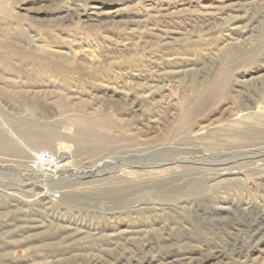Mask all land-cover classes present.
Here are the masks:
<instances>
[{
    "label": "rangeland",
    "instance_id": "1",
    "mask_svg": "<svg viewBox=\"0 0 264 264\" xmlns=\"http://www.w3.org/2000/svg\"><path fill=\"white\" fill-rule=\"evenodd\" d=\"M174 263L264 264V0H0V264Z\"/></svg>",
    "mask_w": 264,
    "mask_h": 264
},
{
    "label": "bare ground",
    "instance_id": "2",
    "mask_svg": "<svg viewBox=\"0 0 264 264\" xmlns=\"http://www.w3.org/2000/svg\"><path fill=\"white\" fill-rule=\"evenodd\" d=\"M65 132V131H64ZM65 135V134H64ZM65 137V136H64ZM38 147V146H37ZM52 152H54V151H52ZM56 152H58V151H56ZM68 158H71V157H69V155H66L65 153H64V155H57V154H51V153H48V152H38V154L36 155V157H35V160L33 161L32 159H30V160H32V164L34 163L35 165H39V166H42L43 167V173H42V176L44 175V177H46V178H49V177H51V176H55L59 171H61V170H64V168H65V166H70V164H67V162L65 163V161L68 159ZM75 158V157H74ZM22 161V160H21ZM106 163H104L103 165H101V168H103L104 169V166H108L110 163H112L111 161L109 162V160H106L105 161ZM189 166H187V168H188ZM190 168V167H189ZM70 169V168H69ZM102 169V170H103ZM177 169V168H176ZM183 170V169H182ZM193 170V169H192ZM38 171V170H37ZM75 171H76V169H75ZM172 171V170H171ZM181 171V170H180ZM202 171H204V170H202ZM206 171V170H205ZM64 172V171H63ZM158 172V171H157ZM209 172V171H208ZM159 173V172H158ZM167 173V172H166ZM171 173V172H170ZM188 173V172H187ZM191 173V172H190ZM193 173V172H192ZM196 173V172H195ZM194 173V174H195ZM199 173V172H198ZM204 173V172H203ZM102 174H104V173H102ZM165 174V173H164ZM181 174V173H180ZM184 174V173H183ZM182 175V174H181ZM191 175V174H190ZM199 175V174H198ZM159 176V177H158ZM172 176V175H171ZM170 176V177H171ZM178 176V175H177ZM180 176V175H179ZM169 177V176H168ZM168 177H167V175H165V177H163L162 175L160 176V175H146V176H143V177H138L137 176V178H131V179H127V180H123L124 182L123 183H120L119 182V184L120 185H123V187L127 190V189H135L136 187L137 188H144V187H149L150 188V185L152 186V184L153 183H155V182H159L160 180L162 181L163 180V182L164 181H166L167 179H168ZM169 177V178H170ZM182 177V176H181ZM186 177V176H185ZM206 177V176H205ZM204 177V178H205ZM93 178V177H92ZM174 178L176 179L177 177H173V180H174ZM184 178V177H183ZM203 178V179H204ZM38 179V178H37ZM73 179V178H72ZM78 179H87V176L86 175H78V176H76L75 177V181H77L78 182ZM178 179V178H177ZM176 179V180H177ZM182 179V178H181ZM180 179V180H181ZM196 178H194V177H191V176H187V181L189 180V181H194ZM207 179H208V177H207ZM52 180V179H51ZM55 180V179H54ZM172 180V179H171ZM179 180V181H180ZM200 181V180H199ZM59 182V181H58ZM70 182V181H69ZM121 182H122V180H121ZM171 182H173V181H171ZM204 182V181H203ZM72 183V182H71ZM82 183V182H81ZM80 183V185H82ZM85 183V182H84ZM133 183H137L138 185L137 186H135V185H129V184H133ZM176 183V182H175ZM178 183V182H177ZM182 183V182H181ZM189 183V182H188ZM68 183H66V185H64V186H56L55 188H53L52 187V191H50V194L49 193H47L46 192V190L45 191H43L41 194L43 195L42 197V199H41V201L42 202H40L41 204L42 203H44L45 204V202L46 201H48V202H46V203H51L52 204V206H53V204H55V203H57V202H59V200H56V196L57 195H60V197L59 198H61V197H67V196H73V195H71V193L70 192H67V191H65L64 190V187L65 186H70V184H68ZM118 184V185H119ZM170 184V183H169ZM84 185H86V184H84ZM117 185V186H118ZM174 185V184H173ZM179 185V184H178ZM190 185V184H189ZM53 186H55V185H53ZM134 186H135V188H134ZM154 186V185H153ZM158 186H160V185H158ZM183 186V185H182ZM98 187V186H97ZM157 187V186H156ZM170 187V186H169ZM136 188V189H137ZM149 188H147V189H149ZM152 188V187H151ZM150 188V189H151ZM182 188V187H181ZM50 189V188H49ZM57 189V190H56ZM100 187H98L97 189H94V188H92V190H91V193H92V191L93 192H97V193H99V191H100ZM106 189V188H105ZM113 189V188H112ZM160 189V188H159ZM158 189V190H159ZM162 189V188H161ZM204 189V188H203ZM207 189V188H206ZM53 190H55L54 192H53ZM79 190V189H78ZM83 190V191H82ZM82 190H79L78 191V193H76L77 195L78 194H87V190L86 189H82ZM144 190V189H143ZM174 190V189H173ZM177 190H179V188L178 189H176V191ZM182 190V189H181ZM88 191H90V190H88ZM146 191V190H145ZM175 191V190H174ZM154 192V191H153ZM165 192H167V191H165ZM90 193V194H91ZM142 193V192H141ZM140 193V194H141ZM143 193H144V191H143ZM148 193L149 192H147L146 191V194L148 195ZM155 193V192H154ZM159 193V192H158ZM170 193V192H169ZM52 194H54L53 196V198H52ZM63 194H64V196H63ZM89 194V193H88ZM149 194H153V193H149ZM93 195V194H92ZM121 195V194H120ZM146 195V196H147ZM82 196V195H81ZM85 196V195H84ZM136 196V195H135ZM142 196H144V195H142ZM154 196V195H153ZM145 197V196H144ZM152 197V196H151ZM153 198H155V197H153ZM62 199V198H61ZM125 199H127V197H126V195H125ZM146 199V198H145ZM149 200V199H148ZM62 201V200H61ZM144 202H145V200H144ZM147 202V201H146ZM99 203V202H98ZM139 203V202H138ZM142 203V202H141ZM58 205V204H57ZM55 206V205H54ZM180 212V211H179ZM180 214V213H179ZM257 225V224H256ZM258 230H259V228H258ZM258 232V231H257ZM238 233V232H237ZM90 236V235H89ZM86 238V237H85ZM139 238V237H138ZM191 238V237H190ZM232 238V237H231ZM229 241V240H228ZM123 245V244H122ZM228 245V244H227ZM89 247V246H88ZM241 248V247H240ZM115 249V248H114ZM230 249V248H229ZM231 252V251H230ZM140 261V260H139ZM166 263V262H165ZM175 264V263H174ZM188 264V263H187Z\"/></svg>",
    "mask_w": 264,
    "mask_h": 264
}]
</instances>
